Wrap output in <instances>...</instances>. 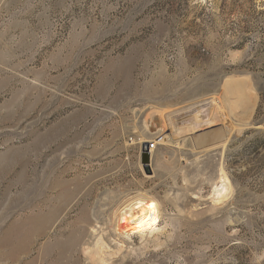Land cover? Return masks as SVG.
I'll return each instance as SVG.
<instances>
[{"label": "rangeland", "instance_id": "374dc122", "mask_svg": "<svg viewBox=\"0 0 264 264\" xmlns=\"http://www.w3.org/2000/svg\"><path fill=\"white\" fill-rule=\"evenodd\" d=\"M137 195L155 231L114 234ZM96 236L107 264H264V0H0V264H99Z\"/></svg>", "mask_w": 264, "mask_h": 264}, {"label": "bare ground", "instance_id": "6f19581e", "mask_svg": "<svg viewBox=\"0 0 264 264\" xmlns=\"http://www.w3.org/2000/svg\"><path fill=\"white\" fill-rule=\"evenodd\" d=\"M244 83L245 82L243 81V79H229L225 82L223 87L222 101L224 107H232L231 99L233 96L240 98L244 95ZM228 139V136L224 135L222 139L223 143L227 142ZM225 173L226 172H224V169L221 168L219 173L221 185L220 189L216 191L215 195L218 201L225 199L230 192L231 185L229 184ZM115 211L113 212V216H111L110 218L113 233L117 234V232H121L127 235L138 233L141 237H143L145 234H152L155 231V228L162 216V212L156 206V204L153 201L146 202L144 198L141 197V195H137L131 200L129 199L125 206H123L116 212ZM95 239L96 240L91 247L90 256L95 263L97 262L99 264H107L108 259L106 258V256L109 253L110 247L108 246V244H106L105 240L102 239L101 236H96Z\"/></svg>", "mask_w": 264, "mask_h": 264}, {"label": "water", "instance_id": "95a60500", "mask_svg": "<svg viewBox=\"0 0 264 264\" xmlns=\"http://www.w3.org/2000/svg\"><path fill=\"white\" fill-rule=\"evenodd\" d=\"M150 162V155L147 151V148L144 147L143 151H142V154H141V163L143 166L147 167V165L149 164Z\"/></svg>", "mask_w": 264, "mask_h": 264}, {"label": "built area", "instance_id": "2783aa9c", "mask_svg": "<svg viewBox=\"0 0 264 264\" xmlns=\"http://www.w3.org/2000/svg\"><path fill=\"white\" fill-rule=\"evenodd\" d=\"M155 149V144L154 143H151L147 146V150L150 152V151H153Z\"/></svg>", "mask_w": 264, "mask_h": 264}]
</instances>
